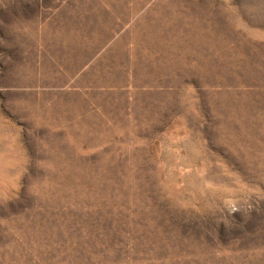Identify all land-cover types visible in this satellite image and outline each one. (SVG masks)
I'll return each mask as SVG.
<instances>
[{"label": "rangeland", "instance_id": "rangeland-1", "mask_svg": "<svg viewBox=\"0 0 264 264\" xmlns=\"http://www.w3.org/2000/svg\"><path fill=\"white\" fill-rule=\"evenodd\" d=\"M0 264H264V0H0Z\"/></svg>", "mask_w": 264, "mask_h": 264}]
</instances>
